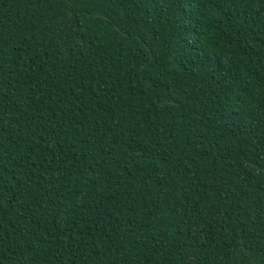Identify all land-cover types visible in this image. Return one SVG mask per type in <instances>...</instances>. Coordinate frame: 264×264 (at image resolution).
<instances>
[{"label": "trees", "instance_id": "trees-1", "mask_svg": "<svg viewBox=\"0 0 264 264\" xmlns=\"http://www.w3.org/2000/svg\"><path fill=\"white\" fill-rule=\"evenodd\" d=\"M0 264H264V0H0Z\"/></svg>", "mask_w": 264, "mask_h": 264}]
</instances>
